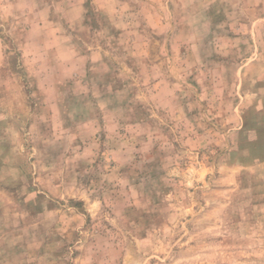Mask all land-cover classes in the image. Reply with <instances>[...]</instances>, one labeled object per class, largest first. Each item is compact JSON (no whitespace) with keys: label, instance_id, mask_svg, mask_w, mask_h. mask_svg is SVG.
Masks as SVG:
<instances>
[{"label":"rangeland","instance_id":"rangeland-1","mask_svg":"<svg viewBox=\"0 0 264 264\" xmlns=\"http://www.w3.org/2000/svg\"><path fill=\"white\" fill-rule=\"evenodd\" d=\"M0 264H264V0H0Z\"/></svg>","mask_w":264,"mask_h":264}]
</instances>
